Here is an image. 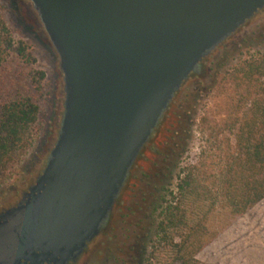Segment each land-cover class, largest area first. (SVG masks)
Segmentation results:
<instances>
[{
  "label": "water",
  "instance_id": "1",
  "mask_svg": "<svg viewBox=\"0 0 264 264\" xmlns=\"http://www.w3.org/2000/svg\"><path fill=\"white\" fill-rule=\"evenodd\" d=\"M24 1L57 56L62 112L23 203L0 216V264H63L97 235L182 81L264 0Z\"/></svg>",
  "mask_w": 264,
  "mask_h": 264
},
{
  "label": "rangeland",
  "instance_id": "2",
  "mask_svg": "<svg viewBox=\"0 0 264 264\" xmlns=\"http://www.w3.org/2000/svg\"><path fill=\"white\" fill-rule=\"evenodd\" d=\"M4 18L14 41H21L31 52L32 68L42 70L44 79L32 144L5 173L0 207L16 202L41 172L58 130L63 98L57 56L30 4L10 0ZM260 33L264 34V7L210 49L196 71L182 81L77 264H145L141 250H149L152 239L151 209L165 190H174L176 175L197 160L200 148L206 149L211 140L229 144L234 140V117L243 116L246 103H240L238 111L233 109L240 91L228 81L226 72L252 51L264 53V37L258 45L248 46ZM209 223L218 233L194 256L198 264H264V198L233 219L216 212Z\"/></svg>",
  "mask_w": 264,
  "mask_h": 264
},
{
  "label": "trees",
  "instance_id": "3",
  "mask_svg": "<svg viewBox=\"0 0 264 264\" xmlns=\"http://www.w3.org/2000/svg\"><path fill=\"white\" fill-rule=\"evenodd\" d=\"M0 1L1 183L32 144L44 72L32 68L31 52L14 41L4 18L10 0ZM263 35L248 46L258 45ZM258 50L226 72L240 91L232 108L246 103L243 116L234 117L232 144L211 140L200 148L197 160L176 175L174 190H165L151 209L152 239L149 250H141L145 264H198L194 256L218 233L210 229L213 214L233 219L264 198V53Z\"/></svg>",
  "mask_w": 264,
  "mask_h": 264
},
{
  "label": "flooded vegetation",
  "instance_id": "4",
  "mask_svg": "<svg viewBox=\"0 0 264 264\" xmlns=\"http://www.w3.org/2000/svg\"><path fill=\"white\" fill-rule=\"evenodd\" d=\"M37 175H38V174H37ZM37 175L35 176V178L37 177ZM35 178L33 179V181L35 180ZM29 186H30V185H29ZM26 189H27V187L25 188V190L21 191L20 196H19V198L16 200V202H14V203H12L11 205H8V206H1V207H0V216L4 215L5 212L8 211L9 209H11L12 207H14V206H16V205H18V204L23 203V201H22V196H23V194L25 193ZM1 221H2V219H0V222H1ZM103 221H104V219L100 222V224H99V228L101 227ZM90 241H91V240H90ZM90 241H88V242L85 244V246H86ZM85 246L83 247V249L81 250V252H80L79 255H75V256H73V257H69L68 259H66V260L63 262V264H77L78 260L80 259V257H81L82 254H83V250H84ZM17 264H31V263H29L28 261L25 262V261H23L22 259H20V260L18 261ZM38 264H52V263H51L50 261H48V260H42V261H40Z\"/></svg>",
  "mask_w": 264,
  "mask_h": 264
},
{
  "label": "crops",
  "instance_id": "5",
  "mask_svg": "<svg viewBox=\"0 0 264 264\" xmlns=\"http://www.w3.org/2000/svg\"><path fill=\"white\" fill-rule=\"evenodd\" d=\"M259 202H260V201H259ZM259 202H258V203H259ZM255 205H256V204H255Z\"/></svg>",
  "mask_w": 264,
  "mask_h": 264
}]
</instances>
